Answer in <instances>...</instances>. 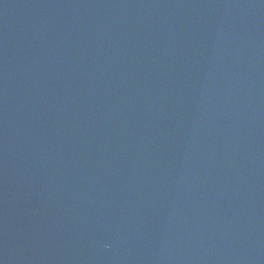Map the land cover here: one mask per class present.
Returning <instances> with one entry per match:
<instances>
[{"label": "water", "instance_id": "obj_1", "mask_svg": "<svg viewBox=\"0 0 264 264\" xmlns=\"http://www.w3.org/2000/svg\"><path fill=\"white\" fill-rule=\"evenodd\" d=\"M0 264H264V0L0 26Z\"/></svg>", "mask_w": 264, "mask_h": 264}]
</instances>
